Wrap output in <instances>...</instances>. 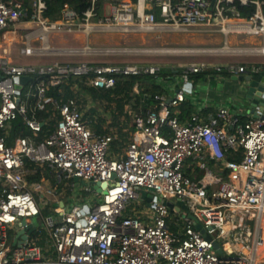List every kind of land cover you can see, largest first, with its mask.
I'll list each match as a JSON object with an SVG mask.
<instances>
[{
  "label": "built area",
  "instance_id": "1",
  "mask_svg": "<svg viewBox=\"0 0 264 264\" xmlns=\"http://www.w3.org/2000/svg\"><path fill=\"white\" fill-rule=\"evenodd\" d=\"M30 4L0 0V34L28 17L35 24L21 50L26 56L141 52L264 57V0H89L82 14L65 5L57 21L45 17V0H30ZM249 6L255 11L243 18L239 8ZM101 32L220 33L224 45L122 49L87 44L66 50L49 42L56 33L89 37ZM231 36L260 37L262 43L232 46ZM36 40L39 46L33 45ZM172 70L180 82L178 91L172 96L141 97L142 111L133 114L126 128L130 140L121 153H113L115 131L99 132L85 118L82 102L90 96L75 83L73 95L66 98L63 86L82 78L92 88L109 91L131 76L158 78L160 65L85 61L23 65L0 58V264H264L259 253L264 243V118L244 120L221 107L214 115L197 112L181 120L178 111L194 92L193 75L210 71L229 77L264 76V67L254 61L225 66L202 61ZM25 77L31 79L23 84ZM140 84L134 87L138 95ZM53 88L60 89L59 98L48 96ZM31 98L37 100L39 109L50 106L53 113L54 124L41 140L36 137L50 121L29 115L27 100ZM19 117L35 137L18 136L10 145L4 129ZM228 150L240 159H227ZM189 160L205 172L202 179L185 174ZM211 162L219 164L217 171ZM38 173L41 181L30 183L28 177ZM52 179L65 182L64 189L76 179L107 186L100 201L82 200L68 208L65 191L58 192ZM143 192L158 199L142 200ZM35 193L54 198L55 217L42 219L41 228L31 220L43 218L46 205ZM173 200L182 201L187 209ZM166 201L179 210L170 209ZM132 202L145 204L146 209L137 210ZM246 221H255L254 230ZM198 223L205 232L197 230Z\"/></svg>",
  "mask_w": 264,
  "mask_h": 264
},
{
  "label": "rangeland",
  "instance_id": "2",
  "mask_svg": "<svg viewBox=\"0 0 264 264\" xmlns=\"http://www.w3.org/2000/svg\"><path fill=\"white\" fill-rule=\"evenodd\" d=\"M219 34V33H218ZM237 43L243 46L250 44L253 37L251 36H235ZM232 39V38H231ZM90 46L92 48H136V49H162V48H212L221 47L224 45V41L220 42L219 37H215L209 33H177V32H164V33H121V32H101V33H91L89 37ZM50 43L59 46L67 47L71 45L85 46L87 43V38L85 35H74V34H51ZM25 46V38L23 39V32L19 31L17 36V41H15L11 50L13 53L11 63H17L28 65H38L40 63H50L53 61V55H46L45 57H26L21 55V49ZM7 47V44L0 47V54L3 55V49ZM198 56V55H197ZM197 56H181L176 54H141L131 53V55H109V56H97V57H86L84 61L92 63H110V62H125V63H151L157 64L162 67V72L159 76L160 79L156 77H150L155 84L159 86L160 91L164 92L165 89H170L171 87L180 86V82L169 81L172 68H178L181 66H186L190 63L200 62V61H212L211 64H223L224 59H217L219 57H204ZM233 62L239 63L240 61L246 59V57H228ZM259 64L264 67V58L256 59ZM167 74H169L167 76ZM163 76V77H162ZM78 84L82 83L85 87V94L88 97L87 100H83L82 106L85 115L88 116L89 120L92 122L94 127H99L103 131H115L118 137V132L123 130L124 134L126 128L131 124V118L128 119L129 113H131L130 102H125L123 107L118 106L116 100L114 102H105V100L98 99V95L106 93V91L95 89L90 87L88 80L82 78L75 79ZM165 93V92H164ZM163 93V94H164ZM84 94V95H85ZM116 96V95H115ZM118 98V97H117ZM131 116V115H129ZM248 119V118H247ZM246 120V119H245ZM92 126V127H93ZM93 129V128H92ZM113 153H115L113 151ZM202 173H204L202 171ZM64 183L59 184L58 182L51 180V185L56 187L58 192L65 191V199L68 204V208L72 207L75 203H80L82 200H87L97 202L101 200V197L94 196V193L87 190L80 181L69 182V188L64 189ZM74 185V187H72ZM36 199L44 203L46 207L43 209V218L37 217L31 221L34 226L41 228L44 226L45 218L54 216L53 209L54 198H49L48 196L42 198L40 194H34ZM177 202V200H173ZM132 206L136 207L137 210H145L146 205H137L136 202H132ZM252 230L255 228V221H246ZM217 235V234H216Z\"/></svg>",
  "mask_w": 264,
  "mask_h": 264
},
{
  "label": "crops",
  "instance_id": "3",
  "mask_svg": "<svg viewBox=\"0 0 264 264\" xmlns=\"http://www.w3.org/2000/svg\"><path fill=\"white\" fill-rule=\"evenodd\" d=\"M26 3L29 7L31 6L30 0H26ZM107 10H109V7H107ZM34 29H35V24L32 23V21L28 17L26 20L16 24L15 26L10 27L4 33H1L0 34V47H2V45H4V44L5 45L7 44V47L3 49V55L0 54V58H6V59L10 60L11 62H14L11 60L12 56H13L11 46L15 41H17V36L19 34V31L23 32V39L25 38V45H26V36L28 33L32 32ZM74 35H81V33H75ZM83 35H85V34H83ZM211 35H213L215 37H219L220 42L222 40L224 41V36L220 33L219 34L214 33ZM89 37L86 36V38H87L86 45L87 44L90 45ZM229 39H230L229 40L230 44L232 46H239V47L259 46L262 43V39L260 37H253L254 40H252V42H250V44H246L243 46H241V45H239V43H237L238 40H236L235 36H231ZM49 42H50V37H49ZM50 44L52 46L59 47V46H56L52 43H50ZM33 45L39 46L40 42H38L36 40L33 42ZM85 46H80V45L74 44L71 46L64 47V49L69 50V49H73V48H83ZM60 48H62V47H60ZM122 49H124V48H122ZM129 49H136V48H129ZM21 55H22V53H21ZM47 55H53L54 60L50 61V63H40V64H51L54 62L78 63V62L84 61V59L86 57L105 56V55H96V56H94V55H72L68 52H66V53H53V54H47ZM120 55H131V54H120ZM24 56H26V55H24ZM45 56L46 55H38V56H34V57H45ZM106 56H109V55H106ZM115 56H117V55H115ZM26 57H32V56H26ZM241 57H244V56H241ZM261 58H264V57H256V58L246 57V59L240 61L239 63L233 62L231 59H228V57H219L217 59L226 60V61H223V64H218L220 66H225V65H228V63H237L239 65H244V64H247V63L253 62V61L256 63H259V61H257L256 59L259 60ZM85 62H87V61H85ZM200 62H202V61H200ZM208 62L210 63L212 61L209 60ZM16 64H18V62ZM40 64H38V65H40ZM96 64H107V63H96ZM108 64H144V63H139V62H136V63L114 62L113 63V62H110ZM212 65H217V64L212 63ZM230 79H231V77L226 76L224 74H210L206 78H198L196 80L193 79L194 92L187 95L186 101L178 109V111L180 113V117H183L182 120L188 119V117L191 114L197 113V112L204 113L206 116L214 115L217 112V110L221 107L229 108L233 114L239 115L244 120L251 117L252 115L247 114L245 109L242 107L241 101H240L241 99L235 93L234 84L231 82ZM171 81H173L172 78H171ZM178 81L179 80L177 79L176 82H178ZM174 82L175 81H173L172 83H174ZM178 87L179 86H177V87L173 86L169 90L167 89V91L164 95L172 96ZM25 89H28V87L26 86ZM130 104L132 105L131 106V123H132L133 114L142 111L141 97L138 101L135 102L137 107H135V105H133L131 102H130ZM27 107H28L29 115L30 116L35 115L40 120H46V118L41 116V115L39 116V110L41 112H50V106H47L48 108H46L44 110L39 109L38 104H37V100H36V102H33V100H31V99L27 100ZM183 108H186L187 111H183ZM257 110H258L259 114H262L261 110H259V109H257ZM129 115H130V113H129ZM19 118L22 120V123H24V125H25L24 119L22 117H19ZM15 121L8 124L6 126V128L4 129V134L7 138V142L10 145L15 144L16 138L18 136H28L31 138L35 137L32 134L31 130H29L27 127H26V129L28 130L27 133H25L23 129L22 130H19V129L14 130ZM13 131H15V132H13ZM38 137H36V139H38ZM227 159H228V156H227ZM218 165L219 164H217L215 162L210 163V166L215 171L218 170V167H219ZM202 171L203 170L199 169L198 166L196 165V163L193 162L192 160H189L187 162V165L185 167V174L186 175L192 177L193 179L200 180V179H202V177L204 176V173H205L204 171H203L204 173H202Z\"/></svg>",
  "mask_w": 264,
  "mask_h": 264
},
{
  "label": "trees",
  "instance_id": "4",
  "mask_svg": "<svg viewBox=\"0 0 264 264\" xmlns=\"http://www.w3.org/2000/svg\"><path fill=\"white\" fill-rule=\"evenodd\" d=\"M45 1L47 3V9H46L44 15H45V17L49 18L51 21H57L63 17V9H64L65 5H68L70 8H72L73 10H75L79 14H82V12H84L87 9V7L89 6V0H45ZM102 1H116V2H118L120 0H101V2ZM239 10H240L241 16L243 18L248 19L253 15L255 8H254V6L243 7V8L240 7ZM157 17L159 19L158 14H157ZM144 64H147V63H144ZM169 74L175 76L172 79L175 80V82H176V78H177L176 73L171 72ZM169 74H167V76ZM210 74H217V73L210 72V71H204L203 73L193 75L192 80L193 79L196 80L198 78H206ZM223 74L226 75L225 73H223ZM150 77H153V76H147V75H145V76H131V77H128L126 79L120 80V81H118L115 89L106 91V93H103L102 95H98L97 98L105 100V102H114L116 100V102H118V106L120 108H122L124 103L128 102V101L131 102L133 105H135V107H137L135 102L138 101L140 99V97L147 96L148 98H150V97H154L157 94H163L164 92L166 93V91H167V89H165L164 92L160 91L159 86L157 84H155L153 82V80L149 79ZM158 79H160V78L158 77ZM168 80L171 81V78H169ZM138 81H140V83H141L140 84L141 85L140 86V94L141 95H138L134 91V87ZM75 83H77V81H75V82L70 81L69 85L63 86L64 97L68 98V97L73 95V93L71 91V86H74ZM78 85H79L81 91H83L85 93V90H84L85 87L82 85V83H80ZM48 96L53 97V98H59L60 97V89L59 88L51 89L48 92ZM31 100H33V102H36L35 98H31ZM183 111H187V109L183 108ZM52 114L53 113H51V108H50V112H41L39 110V116L41 115V116L45 117L47 121L48 120L50 121L49 122L50 126H47L45 132H43L39 135V137H38L39 140L43 139L44 137H46L48 135L49 129H51L52 125L54 124V121L51 120ZM85 118L89 120L87 115H85ZM130 118H131V116L128 115V119H130ZM180 118H181V120L183 119V117H180ZM14 126H15L14 130H17V129L22 130L23 129L25 133L28 132V130L26 129V126L24 125V123H22V120L20 118L15 121ZM100 130H102V129H100L98 127L97 131L100 132ZM13 132H15V131H13ZM118 134H119V136L114 140V142L112 144V149L116 153H121L122 149L126 146L127 142L130 140V137H129L127 132H125V134H124L123 130H120L118 132ZM227 156H228L229 160L240 159L238 153H234V151H230V150L227 151ZM41 178H42L41 173H38L37 175H31L28 177L30 183L39 182V181H41ZM173 229H176V228L173 227ZM44 238H46V236H44Z\"/></svg>",
  "mask_w": 264,
  "mask_h": 264
},
{
  "label": "water",
  "instance_id": "5",
  "mask_svg": "<svg viewBox=\"0 0 264 264\" xmlns=\"http://www.w3.org/2000/svg\"><path fill=\"white\" fill-rule=\"evenodd\" d=\"M215 1H213L214 5ZM31 78L25 77L21 79V82L23 84L30 81ZM231 82L234 84V91L238 95V97L241 99V105L247 112V114L252 115L253 117H259L262 115V118H264V76L260 74H247V75H239V76H232ZM178 90L176 89V92ZM261 110L262 114H259L258 110ZM76 181H79L76 179ZM83 186L87 189H89L92 192H96L99 197L103 196L105 194V187L107 184H96L95 182H85L80 181ZM147 201H149L153 196L152 194H147L146 192L142 193V200L144 198H147ZM155 200L158 198L155 197ZM170 209L179 210V207H175L172 202L166 201L165 202ZM178 205L182 206L184 209H187V206L182 202L178 201ZM62 207H64V203L62 202L60 204ZM88 209V208H86ZM192 217V216H191ZM194 218V217H193ZM197 230H200L202 232H205V229L203 228V225L201 223H198L196 225ZM208 239H212L211 236H208ZM214 247L217 250L219 254H221L223 251L220 247V245L215 242Z\"/></svg>",
  "mask_w": 264,
  "mask_h": 264
},
{
  "label": "bare ground",
  "instance_id": "6",
  "mask_svg": "<svg viewBox=\"0 0 264 264\" xmlns=\"http://www.w3.org/2000/svg\"><path fill=\"white\" fill-rule=\"evenodd\" d=\"M263 236H264V225H263ZM259 253L261 255V259H264V243L263 245L260 247Z\"/></svg>",
  "mask_w": 264,
  "mask_h": 264
}]
</instances>
